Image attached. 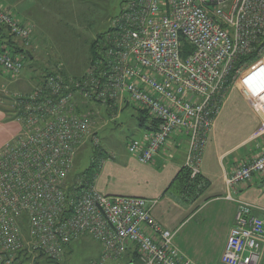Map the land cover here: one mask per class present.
I'll return each mask as SVG.
<instances>
[{
	"label": "built area",
	"instance_id": "1",
	"mask_svg": "<svg viewBox=\"0 0 264 264\" xmlns=\"http://www.w3.org/2000/svg\"><path fill=\"white\" fill-rule=\"evenodd\" d=\"M0 25L14 41L33 38L34 25L1 4ZM7 41L0 35V73L18 80L28 48L17 51ZM186 46L191 52L184 55ZM96 49L79 77L59 64L27 91L0 87V105L14 109L21 125L0 148V264L35 262L41 254L62 261L66 247L84 235L102 247L90 264L120 261L129 252L138 264H192L175 244L176 231L155 218L156 199L104 194L96 174L91 180L72 175L79 151L89 142L100 145L94 104L132 103L146 113L150 128L127 143L143 164L184 138L191 179L201 175L211 130L232 88L260 115L264 133V88L258 90L264 87V0H132L110 18ZM102 152L95 165L104 162ZM255 177H264V148L236 165L227 183L236 189ZM237 202L221 261L260 264L264 209L256 214L254 205Z\"/></svg>",
	"mask_w": 264,
	"mask_h": 264
},
{
	"label": "crops",
	"instance_id": "2",
	"mask_svg": "<svg viewBox=\"0 0 264 264\" xmlns=\"http://www.w3.org/2000/svg\"><path fill=\"white\" fill-rule=\"evenodd\" d=\"M0 4L15 13L23 23H32L37 29L41 26L43 32L48 31L44 23L76 22L80 13L76 0H0ZM4 32L0 25V33ZM91 47L92 44L90 61ZM260 74L258 72L256 76ZM0 76H6L9 80L1 83L0 87L6 85L9 88L10 83L16 86L21 80ZM254 81V77H251L249 83ZM263 88L261 86L258 90ZM16 90L19 89L12 91ZM5 116L4 109L0 107V119H5ZM260 123V115L247 97L237 86L232 88L216 117L205 149L201 175L207 186L199 196L181 194L170 188L184 167L187 144L182 137H176L171 148L148 164L139 162L131 155L117 156L114 153V156L105 152L104 162L100 166L96 163L94 168V184L100 192L108 195L156 199L158 203L153 207V214L165 228L176 231L175 244L185 258L191 260L192 264H223L221 256L235 223L237 201L254 205L256 214L264 209V177H255L236 189L229 188L227 183V177L236 165L256 156L264 148ZM138 126L141 129L139 135L142 136L150 128V121L141 123L139 117ZM101 128L99 126L98 130ZM20 130L21 125L14 119L6 124L0 122V148ZM72 244L66 247L65 254L70 252ZM138 262V255L129 252L124 259L111 264ZM21 264L36 263L28 261ZM260 264H264V247Z\"/></svg>",
	"mask_w": 264,
	"mask_h": 264
},
{
	"label": "rangeland",
	"instance_id": "3",
	"mask_svg": "<svg viewBox=\"0 0 264 264\" xmlns=\"http://www.w3.org/2000/svg\"><path fill=\"white\" fill-rule=\"evenodd\" d=\"M76 1L80 9L76 22L44 23L48 31L44 29V32L41 31V26L39 29L34 27L33 38L29 44L20 40L15 41L17 45L27 47L32 58L27 56L24 58L25 66L21 80L16 83V86L10 83L9 89L27 91L45 74V69L53 70L59 64L67 75L81 76L91 62L89 50L92 42L109 31L110 18L119 14L122 7L132 0ZM8 81L6 76H0V84ZM0 107L6 113L5 119H0L2 124L16 118L14 109L3 105ZM93 107L99 111L97 125L100 122L102 126L98 132L100 145L95 147L89 142L83 147L76 157L72 173V175L78 174L86 178L93 173L95 167L93 158L98 155V151L113 155L115 153L117 156L131 155L128 153L127 143L131 138L140 136L139 117L145 116L142 111L135 109L132 103L117 109H109L102 104H94ZM101 248L100 242L89 235H84L73 242L70 252L64 255L62 261L52 262L43 256L38 264H90L98 260Z\"/></svg>",
	"mask_w": 264,
	"mask_h": 264
},
{
	"label": "trees",
	"instance_id": "4",
	"mask_svg": "<svg viewBox=\"0 0 264 264\" xmlns=\"http://www.w3.org/2000/svg\"><path fill=\"white\" fill-rule=\"evenodd\" d=\"M0 35H1V38L7 39L8 40L7 42L8 43L10 42L11 46L15 50L21 51V52L24 51V49H22L21 46L17 45L15 43V41L13 40V38L11 36H9L6 31L4 33H0ZM185 49H186V51H184V55L189 54L191 52L190 47L186 46ZM91 53H92V60H91L90 64L97 58L96 40L92 43ZM26 54H27V57H29V58L32 56L30 54V52L27 50H26ZM249 58H251V56L244 57V58H242L241 62L244 61L245 59H249ZM45 71H46L45 73L50 72V69H45ZM144 114H145V116L140 117L141 123H142V121L146 122L149 120V117L146 115V113H144ZM94 171L95 170H93V172ZM92 177H93V173L88 177L89 180H91ZM206 184L207 183L204 182L202 175L197 176L195 179H191L190 170L186 167H183L180 170V172L177 174L175 179L173 180L170 188L174 189L175 191H177L178 193H181V194H189V195L199 196L200 194H202L203 190L207 186ZM41 257H43L42 254L36 258V261H35L36 264H38ZM47 259L52 261V262L54 261L50 258H47Z\"/></svg>",
	"mask_w": 264,
	"mask_h": 264
}]
</instances>
